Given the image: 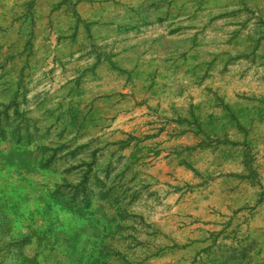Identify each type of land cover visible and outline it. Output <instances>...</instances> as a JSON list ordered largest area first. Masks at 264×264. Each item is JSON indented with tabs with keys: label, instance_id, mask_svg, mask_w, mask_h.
Listing matches in <instances>:
<instances>
[{
	"label": "rangeland",
	"instance_id": "1",
	"mask_svg": "<svg viewBox=\"0 0 264 264\" xmlns=\"http://www.w3.org/2000/svg\"><path fill=\"white\" fill-rule=\"evenodd\" d=\"M61 206L74 264H264V0H0V264Z\"/></svg>",
	"mask_w": 264,
	"mask_h": 264
},
{
	"label": "crops",
	"instance_id": "2",
	"mask_svg": "<svg viewBox=\"0 0 264 264\" xmlns=\"http://www.w3.org/2000/svg\"><path fill=\"white\" fill-rule=\"evenodd\" d=\"M26 175L29 177L28 174ZM19 192L22 195L24 194L22 189H19ZM23 197L21 208L29 215L42 209V207L36 208L33 206L36 199H31L26 195H23ZM55 211L58 215V223L52 222L43 233H26L20 236L23 240L22 244H26L23 250L29 254H35L36 247L41 240L45 239L47 240V246L46 251L43 253L44 258L41 259L43 264H52L56 259L67 260L65 264H74V257L80 254V246L88 239L85 238L84 221L77 211L68 206H61Z\"/></svg>",
	"mask_w": 264,
	"mask_h": 264
}]
</instances>
